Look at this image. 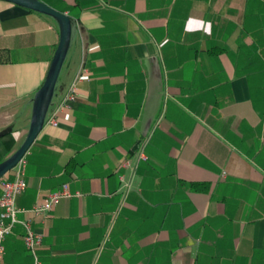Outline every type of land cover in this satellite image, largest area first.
Returning a JSON list of instances; mask_svg holds the SVG:
<instances>
[{
  "label": "crops",
  "instance_id": "obj_1",
  "mask_svg": "<svg viewBox=\"0 0 264 264\" xmlns=\"http://www.w3.org/2000/svg\"><path fill=\"white\" fill-rule=\"evenodd\" d=\"M41 1L75 22L16 202L43 264H264V0ZM59 42L54 19L0 0V163ZM64 185L74 197L33 213ZM25 234L2 264H33Z\"/></svg>",
  "mask_w": 264,
  "mask_h": 264
},
{
  "label": "water",
  "instance_id": "obj_2",
  "mask_svg": "<svg viewBox=\"0 0 264 264\" xmlns=\"http://www.w3.org/2000/svg\"><path fill=\"white\" fill-rule=\"evenodd\" d=\"M1 1L12 3L54 19L59 26L60 42L51 63L47 78L33 99V112L27 137L18 150L0 163V180L14 170L20 161L24 159L31 146L42 132L50 112V108L53 105L54 97L56 96L62 69L71 48L75 31V22L71 16L57 11L41 0ZM9 131L10 130L0 134V137L6 135Z\"/></svg>",
  "mask_w": 264,
  "mask_h": 264
},
{
  "label": "built area",
  "instance_id": "obj_3",
  "mask_svg": "<svg viewBox=\"0 0 264 264\" xmlns=\"http://www.w3.org/2000/svg\"><path fill=\"white\" fill-rule=\"evenodd\" d=\"M75 97L76 83L69 88L62 105L67 104L69 101H73ZM59 108L61 109L62 107L60 106ZM58 109H56L50 117L48 124L57 126V114L60 110ZM142 158L146 159L143 155ZM25 168V161L22 159L14 170H12L14 172V179L0 180V264L3 263L5 256L4 241L6 237L13 232V229L17 225H22L26 230L24 242L33 259V264H43L42 256L40 254L43 244V236L32 230L30 220H20L18 217L20 211L16 204L17 198L27 189ZM72 197H74V195L70 191L69 187L64 185L60 191L50 194L42 204L36 205L32 211L38 216L45 215L46 213L52 211L56 204L64 199H70Z\"/></svg>",
  "mask_w": 264,
  "mask_h": 264
},
{
  "label": "clouds",
  "instance_id": "obj_4",
  "mask_svg": "<svg viewBox=\"0 0 264 264\" xmlns=\"http://www.w3.org/2000/svg\"><path fill=\"white\" fill-rule=\"evenodd\" d=\"M211 21L189 18L186 24V31L203 30L206 34L211 31Z\"/></svg>",
  "mask_w": 264,
  "mask_h": 264
}]
</instances>
